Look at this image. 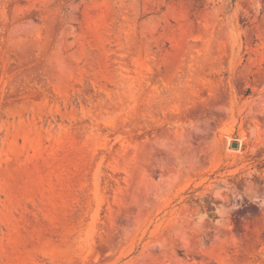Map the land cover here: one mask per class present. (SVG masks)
<instances>
[{
	"label": "rangeland",
	"instance_id": "1",
	"mask_svg": "<svg viewBox=\"0 0 264 264\" xmlns=\"http://www.w3.org/2000/svg\"><path fill=\"white\" fill-rule=\"evenodd\" d=\"M0 264H264V0H0Z\"/></svg>",
	"mask_w": 264,
	"mask_h": 264
},
{
	"label": "water",
	"instance_id": "2",
	"mask_svg": "<svg viewBox=\"0 0 264 264\" xmlns=\"http://www.w3.org/2000/svg\"><path fill=\"white\" fill-rule=\"evenodd\" d=\"M237 144H238L237 142H234L232 145L235 146V145H237Z\"/></svg>",
	"mask_w": 264,
	"mask_h": 264
}]
</instances>
